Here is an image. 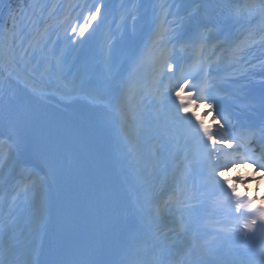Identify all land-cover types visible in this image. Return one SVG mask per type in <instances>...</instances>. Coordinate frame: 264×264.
<instances>
[{"label":"snow or ice","instance_id":"6c2138e0","mask_svg":"<svg viewBox=\"0 0 264 264\" xmlns=\"http://www.w3.org/2000/svg\"><path fill=\"white\" fill-rule=\"evenodd\" d=\"M77 7L57 21L33 3L0 26V264H264V244L234 247L264 240V195L218 179L264 181V94L244 115L242 83L264 71V0L178 18L159 4L146 30L132 4L99 40L108 6Z\"/></svg>","mask_w":264,"mask_h":264},{"label":"trees","instance_id":"16d2710c","mask_svg":"<svg viewBox=\"0 0 264 264\" xmlns=\"http://www.w3.org/2000/svg\"><path fill=\"white\" fill-rule=\"evenodd\" d=\"M23 1L24 0H8L9 2L8 8L10 10L14 9V11H16L20 7L21 3H23ZM3 4L4 3H2V0H0V13H1V10L6 8V5L4 6Z\"/></svg>","mask_w":264,"mask_h":264}]
</instances>
